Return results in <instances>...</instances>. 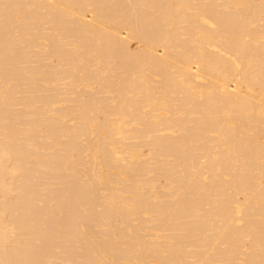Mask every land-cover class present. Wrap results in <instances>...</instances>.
I'll return each mask as SVG.
<instances>
[{
	"label": "bare ground",
	"instance_id": "1",
	"mask_svg": "<svg viewBox=\"0 0 264 264\" xmlns=\"http://www.w3.org/2000/svg\"><path fill=\"white\" fill-rule=\"evenodd\" d=\"M0 264H264V0H0Z\"/></svg>",
	"mask_w": 264,
	"mask_h": 264
}]
</instances>
